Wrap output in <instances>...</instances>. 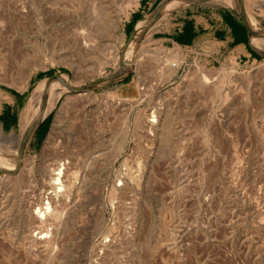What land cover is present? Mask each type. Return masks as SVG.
Returning a JSON list of instances; mask_svg holds the SVG:
<instances>
[{
  "label": "rangeland",
  "instance_id": "1",
  "mask_svg": "<svg viewBox=\"0 0 264 264\" xmlns=\"http://www.w3.org/2000/svg\"><path fill=\"white\" fill-rule=\"evenodd\" d=\"M129 2L0 0V67L35 70L27 90L21 79L0 84L9 93L0 116L16 118L8 127L0 121L14 139L0 138V151H22L20 115L36 113L41 98L32 96L43 81L77 73L93 98L79 101L70 90L42 118L52 115L43 140L47 123L22 151L30 180L7 178L0 164V264H264V55L250 63L213 41H166L188 9L212 19L231 11L258 28L264 0H172L163 16L167 0ZM138 24L144 31L128 69ZM116 100L123 104L110 106ZM60 158L86 176L83 188L47 222L55 251L30 256L24 245L36 230L25 205L36 195L24 194Z\"/></svg>",
  "mask_w": 264,
  "mask_h": 264
},
{
  "label": "bare ground",
  "instance_id": "2",
  "mask_svg": "<svg viewBox=\"0 0 264 264\" xmlns=\"http://www.w3.org/2000/svg\"><path fill=\"white\" fill-rule=\"evenodd\" d=\"M171 1L172 0H167L165 5L161 8L159 12V16H163L164 15L163 12L168 8H170ZM251 1L255 2L257 0H251ZM235 4L241 7L240 3H236V1ZM139 5H140V0H130L129 2V6L132 7H137ZM241 9L244 10L243 7H241ZM246 20L249 21L247 18ZM120 21L122 22V18H120ZM143 25L142 24L137 25L135 36L133 37L132 42L128 46V50H126L125 60L126 59L127 60L125 64L129 67L128 69H130L131 67L130 65L132 62H130L131 60L130 57L134 47L136 46L137 37L142 35L144 31ZM34 71L35 70H30V71L26 70L25 73L19 75L15 73L13 70H9L1 66L0 84H6V85L10 84L14 86L16 85L17 80L21 79V83L23 84V89L27 90L30 84V78L32 77ZM175 71H176V66H173L170 68L169 73L171 72L174 73ZM236 75H237L236 72L232 74V76H236ZM78 78L79 76L77 73H75L74 78L72 80L69 78L68 75H56L55 77L49 80L43 81L40 85L36 87L35 91L33 92L32 98L34 99L36 96L40 95L41 104L39 108L36 110V113H34L33 116H31L32 114H29L28 116L25 107V109L21 112L20 115V119H21L20 125L22 132L21 133L22 151H24L28 137H30V133L37 124V122L42 118L46 117L54 109L58 100L64 94L68 93L70 90H75L76 91V94L74 95L75 99L79 101L84 100L85 102L86 101L90 102L91 100H93L92 94L88 90V86L84 84H80ZM4 98L8 99L9 93L0 87V100ZM69 101L71 103V100L67 98L61 105L60 109L58 110L55 117L54 126L52 127L51 132L47 138V143L45 144V147L48 145L49 141L51 140L52 135L53 137L56 135L55 132L59 128V121L63 113L62 110L63 105ZM121 102L122 101H117L116 103L111 102L110 106L115 107V105L117 106L122 105L123 102L122 103ZM152 118L153 119L148 122L150 129L152 127H155L156 123L159 121L158 116H153ZM0 138L3 139L5 143H8L9 145H13L14 142L13 136L5 135L2 128H0ZM22 151L21 152L19 151L20 153L15 152V155H10L8 152L5 153L0 151V164L2 168L8 170V175L6 177L9 179L16 177V179L21 182H23L26 178H29L30 180V175H31L26 173V167L29 168L30 166L26 164L27 158L24 160V157H22L25 156L24 152ZM18 154L19 156L22 154L21 157H19ZM42 155L43 153L32 158L29 161L34 163L35 162L34 160L38 159L39 157H42ZM12 156H16V157L13 158ZM64 159L60 158L57 161H55L53 164H51L47 172L42 177L43 178L42 184L38 188H33L32 192L29 189L30 191L24 194V195H36V197L31 199L25 205L27 212V220H29V222L34 226L36 230V233L34 235H31L29 237V241L26 243V245H24V247L26 248V253L30 256L31 255L34 256L36 254H42V253L51 254L52 252L55 251L58 242V235L56 232H51V229L50 230L48 229L49 225H47V222L50 223L54 222L55 218L57 217V212L62 204V199L64 197H66L67 195H79L83 188V183L86 176L84 177L81 171L72 168V165H70V163L67 162L66 159L65 161H63ZM259 211L261 212V210Z\"/></svg>",
  "mask_w": 264,
  "mask_h": 264
},
{
  "label": "crops",
  "instance_id": "3",
  "mask_svg": "<svg viewBox=\"0 0 264 264\" xmlns=\"http://www.w3.org/2000/svg\"><path fill=\"white\" fill-rule=\"evenodd\" d=\"M251 22L246 23L231 11H222L212 19L201 9H188L179 19H173L166 41L191 47L209 40L236 61L254 63L264 55V22L258 28Z\"/></svg>",
  "mask_w": 264,
  "mask_h": 264
},
{
  "label": "trees",
  "instance_id": "4",
  "mask_svg": "<svg viewBox=\"0 0 264 264\" xmlns=\"http://www.w3.org/2000/svg\"><path fill=\"white\" fill-rule=\"evenodd\" d=\"M55 73V71H50V72H48V73H42V74H40V76H44V75H51V74H54ZM51 120H52V115H50V116H48L43 122H42V124L40 125V127L38 128V132H40V129H41V127L45 124V123H47V129H46V131H45V133L43 134V135H40V139H41V141L43 140V137L45 136V134L47 133V131H48V129H49V126H50V123H51ZM0 121H2V122H4L6 125H7V127L8 126H12V125H15L16 124V118H15V116L12 114V115H10V114H8V113H6V114H4V115H1L0 116ZM38 132H37V134H38Z\"/></svg>",
  "mask_w": 264,
  "mask_h": 264
},
{
  "label": "water",
  "instance_id": "5",
  "mask_svg": "<svg viewBox=\"0 0 264 264\" xmlns=\"http://www.w3.org/2000/svg\"><path fill=\"white\" fill-rule=\"evenodd\" d=\"M243 21H245L246 23H248V21L246 20V18H242ZM133 36V35H132ZM132 36L130 38H132ZM45 119H41L37 122V124L35 125V127L33 128V130L31 131L30 135L32 136L33 134H35V132L38 130L40 124L44 121Z\"/></svg>",
  "mask_w": 264,
  "mask_h": 264
}]
</instances>
